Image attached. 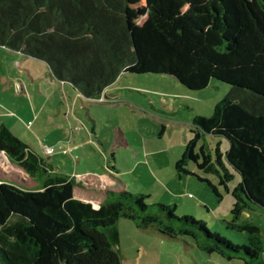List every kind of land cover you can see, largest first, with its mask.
I'll use <instances>...</instances> for the list:
<instances>
[{
	"label": "trees",
	"instance_id": "16d2710c",
	"mask_svg": "<svg viewBox=\"0 0 264 264\" xmlns=\"http://www.w3.org/2000/svg\"><path fill=\"white\" fill-rule=\"evenodd\" d=\"M0 46L43 62L87 98H99L121 74L169 75L192 91L212 79L229 84L208 116L193 117L173 167L194 174L186 168L193 162L216 175L233 198L226 227L245 234L234 243L204 220L178 215L175 204H148L149 194L124 189L106 190L94 208L74 197L72 178L0 124V152L22 172L0 167V264H122L120 218L162 238L189 237L206 254L264 264V230L241 218L264 209V0H146L134 25L128 0H0ZM205 136L219 137L213 153ZM197 177L220 198L216 185Z\"/></svg>",
	"mask_w": 264,
	"mask_h": 264
},
{
	"label": "rangeland",
	"instance_id": "374dc122",
	"mask_svg": "<svg viewBox=\"0 0 264 264\" xmlns=\"http://www.w3.org/2000/svg\"><path fill=\"white\" fill-rule=\"evenodd\" d=\"M128 13L131 25L141 23L146 15L144 1L128 0ZM29 61L32 62L31 59H25L18 53L0 47V122L6 123L10 119L17 122L21 113V122L23 119L26 122L33 116V112H38L43 107V96L28 74V68L33 69ZM115 82L108 91L112 97L103 94L100 100L103 103L93 105L85 99L75 98L76 108L83 118L84 126L80 121L76 123L64 112L61 116L53 115L48 111L52 109L49 104L46 105L47 110L43 113L45 112V117L52 119V123L44 121L45 117L42 114L32 126L31 123L28 125L35 129L41 143H60L55 141L58 136L59 139L68 138L70 143L79 145L76 146L74 153L63 149L64 147L59 144L54 145L53 155L43 156L46 163L54 171L68 176H73L74 173L81 175L91 169L104 174L105 181L112 180L109 174L118 178L120 175V179L125 181L124 190L127 192L149 194L145 199L148 204L154 202L176 204L178 215L191 214L197 219L204 220L211 230L218 231L234 243L244 242V233H237L226 227L225 220L231 218L232 196L219 184L216 175L203 172L193 162H188L186 168L194 174H180L181 181L175 183L171 190L151 184L152 177L148 175L146 169L141 170V164L135 168L133 175H124L116 171L128 170V160L137 162L142 158L141 146L145 145L147 153L156 147L164 148L165 151L147 155L149 161L157 162L162 169L161 173L154 169L153 177L154 174H158V178L161 177L166 181L171 176L178 175L172 163L168 161L170 154L174 151L175 153L183 151L186 141L191 136L193 117L196 114L208 116L214 104L229 92L231 86L212 79L205 89L192 91L184 88L172 76L157 74L138 76L127 74L119 76ZM88 110L94 117V125L85 117ZM91 128L94 129L93 135L90 133ZM22 129L26 134L30 132L25 128ZM119 132H123L126 144H118L124 143L118 140ZM216 139L210 136L204 137L212 153ZM32 141L28 140L29 143L38 142V140ZM168 146L171 148L168 149ZM227 146V140L222 138L219 149L223 155ZM102 149L107 150L105 154L108 155L107 164L110 170L104 162ZM81 150L86 155L81 154ZM112 151L115 153V161L110 155ZM41 152L38 150V154ZM49 156L51 159H48ZM98 159L100 162H97ZM3 164L4 162L1 163ZM149 164H146L148 169ZM100 165L102 167H99ZM110 165L115 166L116 169H112ZM5 168L12 169L9 166ZM196 175L216 185L221 194L220 198ZM237 180L238 175L234 174L228 186H235ZM246 211L250 213L242 214L241 218L247 216L263 233L264 209L257 206L253 210ZM118 230L119 241L116 248L121 255L122 264H244L241 260L228 261L215 253L201 252L186 236L162 238L153 229L140 228L129 219L120 218Z\"/></svg>",
	"mask_w": 264,
	"mask_h": 264
},
{
	"label": "crops",
	"instance_id": "0c3cea01",
	"mask_svg": "<svg viewBox=\"0 0 264 264\" xmlns=\"http://www.w3.org/2000/svg\"><path fill=\"white\" fill-rule=\"evenodd\" d=\"M0 47L5 48L3 46H0ZM12 52L18 53L20 56H22L25 59H29V60L31 59L32 60V62L29 61L28 63L30 66L33 67V69H31V67L28 68L29 69L28 74H29L31 80L37 86V89L42 94L44 102L42 104L43 105L42 109H39L38 112L37 111L33 112L32 113L33 116L29 120H27L26 122L24 119H23V122H21V117H22V113H21V114H19V118H18L17 122H14L13 119H10L8 122H6V123L0 122V124H4L13 134L20 137L24 141V143L27 145V147L30 151L35 152L37 154H38V150L40 152L42 151L40 154H38L42 158H43V156L47 155L44 153V151L42 149L44 146H53L54 147V145L59 144V145L64 147V148L62 147L63 149L69 150L70 153H74L76 146H79V145H76V143H74V144L70 143L69 142L70 140L68 138L64 139L63 137H61L62 139H59V137L57 136L55 141L60 142V143H53V144L41 143V140H40L38 134L36 133L35 129L28 127V125H30V123H31V126H32V124L38 119L39 116H42V114L45 117V112L43 113V111L47 110L46 105L49 104L52 107V109H48V111L53 113V115L57 114V115L61 116L64 112V114L66 116L71 117L74 121H76V123H78L80 121L82 126H84L85 124L83 125V123H82L83 118H81V114L76 108L77 104H76L75 98L81 99V100L85 99L89 103L96 105L98 103H103L102 101H100L101 100V99H99L100 97L99 98L98 97L97 98L84 97L83 95L78 93L70 84L55 79L51 75V73L49 72V69L46 66V64H44L43 62L35 60L33 58H30V57H27V56H25L19 52H16V51H12ZM123 75H127V74H121L120 76H123ZM115 83L116 82L114 81L112 84H110L108 87H106L103 90L102 94H105L106 97H112L111 94L108 93V91L110 90V88ZM3 113H5V112H3ZM85 117L89 120V123L94 125V117L91 115L89 110L87 111V115H85ZM44 121L52 123L51 118L45 117ZM101 126L106 128L104 125H101ZM22 128H25L26 130H29L30 132H28L26 134L25 132H23ZM90 131H91L90 133L93 135L94 129L91 128ZM67 133H69V132H67ZM119 137L122 138V140L120 138H118V140L120 142H124V143H118V144H126L125 139L123 137V132L122 133L119 132ZM28 140L30 142H31V140H33L34 142H37V140H38V142L37 143H29ZM97 144L98 143H96V145ZM141 148L143 149L142 158H139L137 160V162H133L132 160H128V162H127V164L129 165L128 170L125 169L123 171V170L117 169L116 171H118V172L120 171L119 173L120 174L122 173L124 175H128V174L133 175L135 172V168L139 164H141L142 165L141 170L143 171L146 169V171H148V175H150L152 177L151 184H153L154 186L160 185L163 187V189H166V190H169V189L171 190L172 186H174L175 183H179L181 181V175H176L175 176L176 178L171 176L166 181H164L161 177L158 178V174L157 175L154 174L155 177H153V173H154L153 170L154 169H157V171L160 173H161L162 169L159 165H157L158 164L157 162L149 161L147 158V155L150 156L151 153H153V154L154 153H157V154L158 153H164L165 152L163 150L164 148L156 147V149H153L149 153H147L148 151H147L145 145H142ZM170 148L171 147L168 146V149H170ZM106 151L107 150L102 149V154L104 155V157H103L104 162L108 166L107 169H109V165L107 164L109 159H108V155L105 154ZM182 152L183 151L175 153V151H174L173 153L170 154L168 161L170 163H172V165H173L175 160H177L179 158L177 156L181 155ZM80 153L83 155H86L85 152H83L82 150ZM114 154H115L114 151L110 152V155H111V158L113 159V161H115V155ZM50 155L52 156L53 153ZM48 159H51L50 156L48 157ZM141 161H143V163H141ZM3 162H4V164L1 165V163H3ZM7 162H9V160L6 157V155L3 152H0V167L1 168H3L4 170H7L5 167L9 166L12 169H8V170L22 173L19 169L14 167V165H12L10 162L7 164V166H5V164ZM97 162H100V160L98 159ZM148 163H150L149 169L146 166V164H148ZM99 167H102V166L100 165ZM103 167H104V165H103ZM110 167L112 169H116L115 166L110 165ZM151 172H152V174H151ZM74 174L75 175H73V176H69L70 178H72L76 182L74 187H73L74 197H76L77 199L91 203V205L94 208L99 207V205L103 202L104 192L106 190L118 191V190H121V189L123 190L126 188L125 181L120 179L121 178L120 175H118L119 176V178H118V177H113L111 174H109L112 177V180L108 179L107 181H105L104 174L97 172V171H93V169H91V171L83 172L81 175H77V173H74ZM166 182L168 184H166ZM177 186L179 187V184ZM137 193H142V192H137ZM167 204H170V203H167Z\"/></svg>",
	"mask_w": 264,
	"mask_h": 264
},
{
	"label": "built area",
	"instance_id": "2783aa9c",
	"mask_svg": "<svg viewBox=\"0 0 264 264\" xmlns=\"http://www.w3.org/2000/svg\"><path fill=\"white\" fill-rule=\"evenodd\" d=\"M102 95L100 96L99 99H102ZM42 149H43L44 153L47 155H50L55 151V148L53 146H44Z\"/></svg>",
	"mask_w": 264,
	"mask_h": 264
},
{
	"label": "water",
	"instance_id": "95a60500",
	"mask_svg": "<svg viewBox=\"0 0 264 264\" xmlns=\"http://www.w3.org/2000/svg\"><path fill=\"white\" fill-rule=\"evenodd\" d=\"M144 1V5H145V7H146V0H143Z\"/></svg>",
	"mask_w": 264,
	"mask_h": 264
}]
</instances>
